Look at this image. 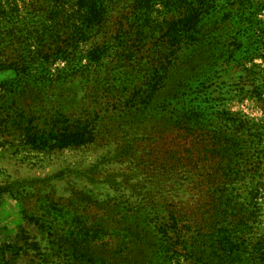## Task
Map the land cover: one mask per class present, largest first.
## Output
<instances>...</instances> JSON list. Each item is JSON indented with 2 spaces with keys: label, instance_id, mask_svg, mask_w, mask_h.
<instances>
[{
  "label": "trees",
  "instance_id": "obj_1",
  "mask_svg": "<svg viewBox=\"0 0 264 264\" xmlns=\"http://www.w3.org/2000/svg\"><path fill=\"white\" fill-rule=\"evenodd\" d=\"M109 3L76 0L79 26L55 48L65 43V53L77 50L87 34L105 27ZM157 4L170 15L166 14L163 24L152 17ZM4 12L0 3V18ZM262 13L261 0L254 6L249 0H136L127 21L124 23V16L115 22L116 35L112 38L117 43L118 61L132 70L139 67L140 75L134 81L126 80V85L107 89L113 92V98L106 112L129 124L134 134L132 143L122 150L133 158L141 174H150L155 181L152 190L135 187L137 202L132 209L128 207L137 216L132 242L148 245L164 258L177 255L197 264H216L215 250L232 246L230 226L243 224L245 214H261L257 200L264 197V93L256 82L264 72V38L252 28ZM2 25L0 70L18 71L26 58L15 62L10 48L26 42L15 29ZM106 43L89 54L95 67H102L104 56L111 51ZM41 58L45 62L43 70L49 68L50 59L45 55ZM81 60L75 70L78 75L88 72ZM256 60H261L262 66H256ZM36 80L57 81L49 76L45 81L32 79ZM233 81L255 87L252 92L262 104L261 119L249 121L228 110L235 98L234 89L238 88L229 84ZM94 82L97 89L101 88V82ZM93 133V128L86 125L71 130L67 126L61 133L29 137L26 143L37 150L79 148L95 140ZM179 185L185 188L179 192L181 198L175 194ZM144 190L148 192L144 194ZM28 195H38L46 204L44 214L31 219L33 228L55 241L64 240L73 249V243L82 238L74 240L67 229L69 212L47 204L49 193L43 186ZM20 234L28 236L22 249L25 255L41 254L39 243L22 228L14 243H18ZM91 236L82 248V256L90 264H99L105 261L107 250L94 248ZM4 247L1 243L0 252ZM2 252L0 264L5 261Z\"/></svg>",
  "mask_w": 264,
  "mask_h": 264
},
{
  "label": "rangeland",
  "instance_id": "obj_2",
  "mask_svg": "<svg viewBox=\"0 0 264 264\" xmlns=\"http://www.w3.org/2000/svg\"><path fill=\"white\" fill-rule=\"evenodd\" d=\"M135 1L110 0L106 26L87 34L77 50L68 49L65 53L67 44L60 48H55V44L61 45L79 26L76 0H0L5 10L0 24L15 29L26 42L10 48L15 62L26 58L23 68L0 70V244L5 243L1 251L4 264H90L82 256V248L92 233L100 235L91 236L94 248L107 250L103 254L106 262L99 264H197L177 255L164 258L152 247L132 242L137 216L130 208L137 202L135 187L141 185L152 190L155 181L150 174H141L133 158L122 150L132 143L134 134L129 131V124L106 110L110 109L113 98L109 90L119 84L126 85V80L134 81L140 75L139 67L132 70L118 61L117 43L112 38L116 35L115 22L124 16V23L127 21ZM249 3L254 6L260 0ZM166 14L170 16L157 4L152 17L163 24ZM252 29L264 38V13ZM102 41L107 42L111 51L104 56L103 66L95 67L89 61V54ZM42 55L50 59L51 66L45 70ZM79 60L88 71L82 75L75 72ZM254 63L262 66L261 60ZM48 76L57 81H32L39 77L45 81ZM94 77L101 82L102 89H97ZM257 81L256 87L263 88L260 91L264 93V72ZM229 84L238 88L234 89L235 98L228 104V110L240 113L249 121L261 119L262 104L252 92L255 87L237 81ZM241 88L243 93L239 92ZM240 97L243 99L234 100ZM22 117H27L25 122ZM83 125L93 128L95 140L79 148L37 150L26 143L29 137L61 133L67 126L71 130L73 126ZM122 127H125L123 132ZM125 133L129 136H124ZM37 186H43L49 193L47 204L69 212L67 229L74 240L82 238L80 242H72L73 249L64 240L55 241L33 228L31 219H39L46 210L38 195H28ZM177 188L175 194L181 198L180 191L185 188L180 185ZM153 193L149 194L154 196ZM257 204L261 214H245L247 220L243 224L230 226L232 246L215 250L216 264H264V197ZM78 217H81L79 221ZM20 228L39 243L41 254L35 257L24 254L22 249L28 238L24 234L14 243Z\"/></svg>",
  "mask_w": 264,
  "mask_h": 264
}]
</instances>
